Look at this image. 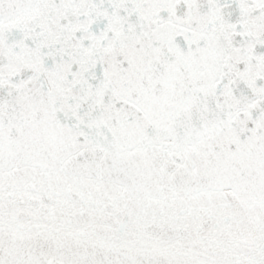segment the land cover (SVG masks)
Masks as SVG:
<instances>
[{
  "label": "snow or ice",
  "instance_id": "1",
  "mask_svg": "<svg viewBox=\"0 0 264 264\" xmlns=\"http://www.w3.org/2000/svg\"><path fill=\"white\" fill-rule=\"evenodd\" d=\"M0 264H264V0H0Z\"/></svg>",
  "mask_w": 264,
  "mask_h": 264
}]
</instances>
